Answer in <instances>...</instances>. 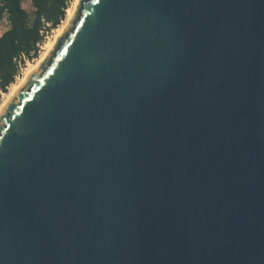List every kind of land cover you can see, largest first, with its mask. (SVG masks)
Instances as JSON below:
<instances>
[{
  "label": "water",
  "instance_id": "water-1",
  "mask_svg": "<svg viewBox=\"0 0 264 264\" xmlns=\"http://www.w3.org/2000/svg\"><path fill=\"white\" fill-rule=\"evenodd\" d=\"M0 264H264V0H81L0 113Z\"/></svg>",
  "mask_w": 264,
  "mask_h": 264
},
{
  "label": "trees",
  "instance_id": "trees-1",
  "mask_svg": "<svg viewBox=\"0 0 264 264\" xmlns=\"http://www.w3.org/2000/svg\"><path fill=\"white\" fill-rule=\"evenodd\" d=\"M0 0V22L7 20L9 29L0 36V103L3 95L22 75L29 62L38 59L46 35L58 29L74 0Z\"/></svg>",
  "mask_w": 264,
  "mask_h": 264
},
{
  "label": "bare ground",
  "instance_id": "bare-ground-1",
  "mask_svg": "<svg viewBox=\"0 0 264 264\" xmlns=\"http://www.w3.org/2000/svg\"><path fill=\"white\" fill-rule=\"evenodd\" d=\"M81 0H76V2L74 3L73 8H70L68 10V20L66 22V24L64 25L63 28L60 29V31L58 32L56 39L54 42H51L50 44H48L46 46V51L43 54V56L38 60L37 64L32 66L25 74V77L23 78V80L17 84L14 85L12 87V90L9 94H7L6 99L4 101V103L2 105H0V113L1 111L4 109V107L6 106V104L12 99V97L14 96V94L16 93V91L23 86L26 83L27 77L29 76V74L31 72H33L36 68H38L48 57V55L50 54V52L53 50V48L55 47V45L57 44L58 38L59 36L64 32V30L69 26V24L71 23L72 19L74 18V16L76 15L79 3Z\"/></svg>",
  "mask_w": 264,
  "mask_h": 264
},
{
  "label": "rangeland",
  "instance_id": "rangeland-1",
  "mask_svg": "<svg viewBox=\"0 0 264 264\" xmlns=\"http://www.w3.org/2000/svg\"><path fill=\"white\" fill-rule=\"evenodd\" d=\"M75 2H76V0H74V2L71 3V5L69 6L68 10H69L70 8H73ZM24 7H25L30 13H33V8H32V2H31V0H26L25 3H24ZM68 10H67L66 18H65V20L62 22L61 26H60L58 29H55V30L51 31L50 33H48V34L46 35V40H45L44 45L41 47V53H40L39 58L36 59V60H34L33 62H29V63L27 64L26 68H24V69L22 70V75H21L20 77H18V79H17V81H16V83H15L14 85L19 84V83L23 80V78L25 77L26 72H27L32 66H34V65L37 64L38 60H39V59L43 56V54L45 53V51H46V46H47L48 44H50L51 42H54V41H55L58 32L60 31L61 28L64 27V25L66 24V22H67V20H68ZM6 28H7V25H6L4 22L0 23V31H1V32L5 31ZM14 85H13V86H14ZM13 86H12V87H13ZM12 87H11L9 93L11 92ZM9 93H8V94H9ZM6 96H7V94L3 95V99H2V102L0 103V105H2V104L4 103V101H5V99H6Z\"/></svg>",
  "mask_w": 264,
  "mask_h": 264
},
{
  "label": "built area",
  "instance_id": "built-area-1",
  "mask_svg": "<svg viewBox=\"0 0 264 264\" xmlns=\"http://www.w3.org/2000/svg\"><path fill=\"white\" fill-rule=\"evenodd\" d=\"M2 22H4L7 26H9L7 20H4V21H2ZM2 22H0V23H2ZM5 32H6V30L3 31V32L0 31V36H2Z\"/></svg>",
  "mask_w": 264,
  "mask_h": 264
},
{
  "label": "crops",
  "instance_id": "crops-1",
  "mask_svg": "<svg viewBox=\"0 0 264 264\" xmlns=\"http://www.w3.org/2000/svg\"><path fill=\"white\" fill-rule=\"evenodd\" d=\"M9 29V26H7L6 31Z\"/></svg>",
  "mask_w": 264,
  "mask_h": 264
}]
</instances>
